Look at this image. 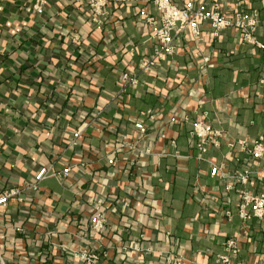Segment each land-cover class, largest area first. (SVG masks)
Segmentation results:
<instances>
[{
  "label": "crops",
  "instance_id": "1",
  "mask_svg": "<svg viewBox=\"0 0 264 264\" xmlns=\"http://www.w3.org/2000/svg\"><path fill=\"white\" fill-rule=\"evenodd\" d=\"M189 1L256 12L264 45V0H171ZM158 15L154 0H109L103 16L0 0V196L24 190L0 207V264H219L230 239L232 264H264V219L238 214L242 192L264 195L262 161L238 146L264 133V52L202 23L157 60ZM199 119L220 134L201 156Z\"/></svg>",
  "mask_w": 264,
  "mask_h": 264
},
{
  "label": "built area",
  "instance_id": "2",
  "mask_svg": "<svg viewBox=\"0 0 264 264\" xmlns=\"http://www.w3.org/2000/svg\"><path fill=\"white\" fill-rule=\"evenodd\" d=\"M87 2L95 15L103 16L109 0H81ZM159 15L156 17H148L147 24L150 27L151 38L158 44L156 59L161 60L164 56L171 55L175 51L174 34L177 32L189 30L196 37L201 34V24L209 23L211 31L214 35H219L223 30L234 28L238 30L244 39L250 43L256 44L257 47L264 52V45L257 43L254 40V32L258 26L259 19L256 12L253 13H237L234 17H229L221 12L218 8L210 9L205 3L195 4L192 1L186 2L182 7L172 4L171 0H154ZM153 62H147L146 67ZM122 79L129 85H136L138 80L129 73H124ZM140 131H144L142 125L136 126ZM196 139V147L200 156L205 154L209 147L217 146V139L220 137L218 131H215L209 123L202 119L197 120L193 124L192 133ZM240 149L247 153L251 159L262 161L264 170V133L252 141L238 142ZM48 171L41 170L36 178V183L28 187L33 192L38 191V183L46 176ZM68 170L64 171V175ZM218 168L213 167L211 176H216ZM248 171L240 177V181L245 183L248 181ZM22 189H12L5 191L0 196V207L8 204L10 199L19 198ZM241 204L238 209L239 217L243 220H249L253 217L264 219V195H251L242 192L240 194ZM103 217L96 215L92 219V227L96 230L102 227ZM226 253L219 255L217 261L219 264H232L233 256L238 254V249L235 240L230 239L225 243ZM91 264H96V256H87Z\"/></svg>",
  "mask_w": 264,
  "mask_h": 264
}]
</instances>
